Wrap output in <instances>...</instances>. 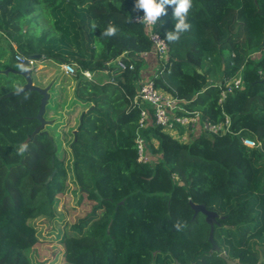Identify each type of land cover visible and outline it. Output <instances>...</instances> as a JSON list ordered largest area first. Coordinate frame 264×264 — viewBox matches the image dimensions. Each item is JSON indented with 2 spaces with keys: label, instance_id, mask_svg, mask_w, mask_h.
I'll return each instance as SVG.
<instances>
[{
  "label": "trees",
  "instance_id": "1",
  "mask_svg": "<svg viewBox=\"0 0 264 264\" xmlns=\"http://www.w3.org/2000/svg\"><path fill=\"white\" fill-rule=\"evenodd\" d=\"M137 2L0 0V34L9 46V53L0 47V264H30L25 251L38 239L29 221L51 218L64 193L66 151L60 124L48 117L66 104L71 81L68 153L74 181L93 206L63 241L67 264H264V0H192L191 28L177 42L166 40L177 23L175 6H166L154 26L168 46L165 60L152 54L144 25L133 21L143 12ZM43 16L50 29L41 26ZM109 25L117 32L104 37ZM143 53L158 60L150 81L178 100L177 114H200L187 141L185 128L170 133L150 116L139 127L143 105L132 98ZM16 54L75 67L60 84L56 68L41 72L44 83L32 78L50 93L36 134L41 95L18 92L25 81L15 73L23 69ZM123 54L126 69L113 65ZM237 77L241 87L219 102L221 88ZM225 119L226 132L202 129ZM137 137L146 163L137 161ZM21 144L28 145L22 156ZM190 202L216 214L219 253Z\"/></svg>",
  "mask_w": 264,
  "mask_h": 264
},
{
  "label": "rangeland",
  "instance_id": "2",
  "mask_svg": "<svg viewBox=\"0 0 264 264\" xmlns=\"http://www.w3.org/2000/svg\"><path fill=\"white\" fill-rule=\"evenodd\" d=\"M41 23V26H45L47 29H50V23L48 22V18L45 16L42 17ZM0 47L9 53L8 42L1 34ZM44 65L48 66L49 64L44 63L42 67ZM41 72L42 68L38 72L32 73L34 84H38L37 81H40V83L44 81L45 77L41 74ZM56 73L59 74L58 71H56ZM47 74L50 75L51 73ZM58 78L59 77H57V79ZM90 78L91 76L88 79ZM217 78L218 74H215L210 78V82L216 81ZM66 103L68 102L66 101ZM63 106L58 108L56 112H52L48 119L54 121V123L60 124L59 131L61 134V141L63 143V148L66 151L65 167L67 170V179L65 190L64 193L57 195L54 199L52 207L53 216L51 218L40 216L29 221V224L34 228L38 239L37 243L33 247L25 251V255L30 264H67L65 261L63 241L67 236L73 235L71 227L89 214L93 206V203L79 191L72 175L71 158L68 153V146L73 139L72 129L75 127V123L73 117L66 114L67 110ZM78 113L76 114L77 116L75 115L76 117H78ZM191 115H194L193 117L191 116L194 118L200 114L197 112ZM69 118L71 121L68 123ZM187 127L191 129L189 125ZM190 129H186L184 131L181 136V140H188L190 136L189 131H191ZM154 145H156V143Z\"/></svg>",
  "mask_w": 264,
  "mask_h": 264
},
{
  "label": "built area",
  "instance_id": "3",
  "mask_svg": "<svg viewBox=\"0 0 264 264\" xmlns=\"http://www.w3.org/2000/svg\"><path fill=\"white\" fill-rule=\"evenodd\" d=\"M144 15V12H142L141 15L134 17L133 21L142 23L144 25L148 39L152 44V54L156 55L160 59L165 60L168 49L167 43L154 31L155 25H148L147 23L140 22V18H142ZM143 55L146 56L148 54L143 53ZM15 60L23 67L24 70H29L31 73L38 72L42 68V65L47 62V60L42 57L33 59L21 54H16ZM114 62L120 69H126V65L119 57ZM57 66L65 75H75L74 65L62 63L57 64ZM83 75L86 78L90 77L88 72H83ZM240 87L241 80L239 77L227 81L223 88H221V97L219 102H221L227 94L235 92ZM132 102L136 105H143L139 119V127L141 129L145 127L146 120L149 118V116L152 117L156 126H160L170 133H175V128L177 125H180L185 129H190L187 127L189 125L191 127V132L197 129L198 116L192 118L194 115L191 114L178 115L177 112L182 111L178 105V100L171 97L169 94L161 93L154 87L152 81L139 84L138 91L132 98ZM228 127V119H225L223 123H219L217 125L206 122L202 124V129L204 131L212 133L226 132ZM242 142L243 145L248 148L259 147V144L252 139H243ZM135 143L138 153L137 161L139 163H146L148 158L145 155L143 139L137 137Z\"/></svg>",
  "mask_w": 264,
  "mask_h": 264
},
{
  "label": "clouds",
  "instance_id": "4",
  "mask_svg": "<svg viewBox=\"0 0 264 264\" xmlns=\"http://www.w3.org/2000/svg\"><path fill=\"white\" fill-rule=\"evenodd\" d=\"M166 6H175L173 16L177 21L174 31H169L165 34L166 40L169 42H177L180 39V35L191 28V25L186 21L189 11L193 6L192 0H138L136 4V8L143 10L145 14L140 18V22L147 23L148 25H155L162 16L167 14ZM91 27L95 29L97 27L96 23L92 22ZM116 32L117 29L109 25L102 35L104 37H111ZM27 148V144H21L17 154L22 156L27 151Z\"/></svg>",
  "mask_w": 264,
  "mask_h": 264
},
{
  "label": "water",
  "instance_id": "5",
  "mask_svg": "<svg viewBox=\"0 0 264 264\" xmlns=\"http://www.w3.org/2000/svg\"><path fill=\"white\" fill-rule=\"evenodd\" d=\"M261 47H264V35H263V41L261 43ZM34 58L38 59L39 57H34ZM15 73L22 76L25 81L24 86L18 91L19 93H24L27 91H35L39 95H41L40 106H39L38 113L36 115V118L40 122V125L33 132V134H36L43 128L44 123H45L43 119V114L45 111V106L49 99V94H48L49 87L40 88V87L34 86L33 81H32V73L29 70L22 69L20 71H16ZM28 140L29 138H27L26 142ZM189 204H190L191 209L194 211V215L201 213L205 217V222L210 226L209 241L212 244L211 250L219 253L220 249L217 247L216 243L213 241V238H212L213 225L216 223V217H217L216 214L214 212L207 211L203 205H195V204H192L191 202ZM227 264H233V262L228 260Z\"/></svg>",
  "mask_w": 264,
  "mask_h": 264
},
{
  "label": "crops",
  "instance_id": "6",
  "mask_svg": "<svg viewBox=\"0 0 264 264\" xmlns=\"http://www.w3.org/2000/svg\"><path fill=\"white\" fill-rule=\"evenodd\" d=\"M121 60L126 58V56L123 54L122 56L119 57ZM45 64H49L48 66H43L42 67V71L43 70H48L47 73H53V71H55V68L57 69V71L59 72V78L57 79L58 83L60 84V81L62 79H64L65 77H70V76H67L65 75L60 69L59 67L57 66L56 63L54 62H50V61H47ZM113 65H116L115 62H113ZM117 66V65H116ZM159 68V64H158V60L156 58H154L153 56L151 55H146L144 56L143 55V65L140 69V79L139 80V84L140 83H143V82H148L150 81L151 77L155 76L156 75V72ZM52 70V72H51ZM50 74V75H51ZM91 76V75H90ZM48 77V76H47ZM138 84V85H139ZM73 87H74V84L73 82L71 81L69 83V85L66 86V91H67V95H68V98H67V102L66 105L64 104L63 107H65V109L67 110V107H68V104L69 102L71 101L72 99V91H73ZM50 95V93H49ZM64 119H65V115H64ZM72 132L74 133V130H72Z\"/></svg>",
  "mask_w": 264,
  "mask_h": 264
}]
</instances>
